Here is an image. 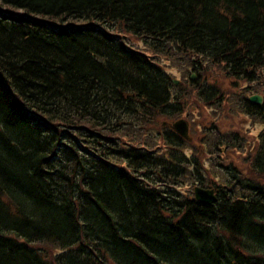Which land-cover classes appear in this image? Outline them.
<instances>
[{
  "label": "trees",
  "instance_id": "obj_1",
  "mask_svg": "<svg viewBox=\"0 0 264 264\" xmlns=\"http://www.w3.org/2000/svg\"><path fill=\"white\" fill-rule=\"evenodd\" d=\"M174 52L201 76L188 87L157 57ZM209 67L252 84L236 104L256 137L223 124ZM186 88L222 106L212 169L161 123ZM247 91L264 94V0H0V264H264V104Z\"/></svg>",
  "mask_w": 264,
  "mask_h": 264
},
{
  "label": "rangeland",
  "instance_id": "obj_2",
  "mask_svg": "<svg viewBox=\"0 0 264 264\" xmlns=\"http://www.w3.org/2000/svg\"><path fill=\"white\" fill-rule=\"evenodd\" d=\"M158 59L162 62H164V66L168 72V74L173 77L179 79L180 82L185 85V87H188L187 84L190 82L189 77L191 74L194 75L195 78H199L201 76H198L197 71H194L192 69L191 63H189L188 59L179 54V53H173L169 54L167 57H164L163 55H157ZM203 67H207V64L204 62L202 64ZM204 78H206L210 83H215L220 85L224 89H226V92L228 94V100L225 103V105L222 107L223 114L221 117L223 118V124L226 126H233V127H238L244 124V128L246 131H248L249 135L252 137H256L258 132L261 129L260 122L255 120L254 123L253 121L246 119V115L242 113L238 105L235 103V93L240 92L243 90L244 87H249L252 89V84L245 83L244 81L238 80V83L233 87V89H230L228 87L229 79L231 81H235L236 79L234 78H227L226 75H224L222 72H220L217 69H214L213 67H209L204 69ZM187 93L185 96V100L183 101L185 113L186 115H182L184 117L188 118L189 122V134L191 136V146L186 147V152L188 154H191L192 148L194 149H199L204 152V157L207 158L210 156L209 150L205 148L204 146V141H202L203 137L206 138V142L209 141L212 144L214 140L212 139V135H203L202 128L200 126V122L198 120L200 119L197 115L199 112L205 108V113L211 112V108L207 107V105L203 104L198 98L195 93H193L190 89L186 88ZM253 90V89H252ZM188 116H191L189 118ZM224 131V130H222ZM225 132V131H224ZM246 142V141H245ZM226 147L222 151H225ZM207 153H205V151ZM215 150V149H214ZM195 151V150H194ZM218 152H222L221 150H217ZM229 151V150H228ZM245 151V150H244ZM205 164L207 167H209L208 161L205 160ZM263 178V177H262ZM43 249H48L50 251H55L56 249L50 247L49 245L42 244L40 245Z\"/></svg>",
  "mask_w": 264,
  "mask_h": 264
},
{
  "label": "water",
  "instance_id": "obj_3",
  "mask_svg": "<svg viewBox=\"0 0 264 264\" xmlns=\"http://www.w3.org/2000/svg\"><path fill=\"white\" fill-rule=\"evenodd\" d=\"M191 79L194 78V75L192 74ZM174 83H177V79H173ZM249 102L253 104H261L263 102V98L261 95L254 94L251 95L248 98ZM171 128L176 131L180 136H182L185 139H189L188 136V125L185 120L179 119L175 121L174 123L171 124ZM193 191V198L196 199L199 202L203 203H213L217 200L216 192L217 190L214 189L213 187L210 188H203L199 185H194L192 188Z\"/></svg>",
  "mask_w": 264,
  "mask_h": 264
},
{
  "label": "flooded vegetation",
  "instance_id": "obj_4",
  "mask_svg": "<svg viewBox=\"0 0 264 264\" xmlns=\"http://www.w3.org/2000/svg\"><path fill=\"white\" fill-rule=\"evenodd\" d=\"M228 84H229V83H228ZM230 89H233V88H230ZM236 95H237V97L235 98V101H237V98H238L239 92L236 93ZM263 99H264V96H263ZM263 103H264V100H263ZM207 107H209V106H207ZM205 108H206V107H205ZM205 108H204V110H205ZM208 127H209L208 123H206V122H202V123H201V128H202V131H203V135H202V136L207 135L205 132L207 131L206 129H207ZM208 135H209V134H208ZM202 141H204V145H205V143H206V138L203 137Z\"/></svg>",
  "mask_w": 264,
  "mask_h": 264
}]
</instances>
